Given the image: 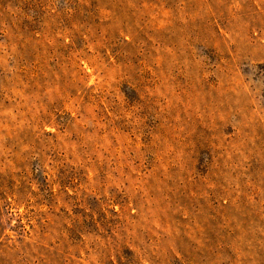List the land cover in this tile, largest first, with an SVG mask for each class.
Instances as JSON below:
<instances>
[{
    "label": "rangeland",
    "instance_id": "rangeland-1",
    "mask_svg": "<svg viewBox=\"0 0 264 264\" xmlns=\"http://www.w3.org/2000/svg\"><path fill=\"white\" fill-rule=\"evenodd\" d=\"M0 264H264V0H0Z\"/></svg>",
    "mask_w": 264,
    "mask_h": 264
}]
</instances>
